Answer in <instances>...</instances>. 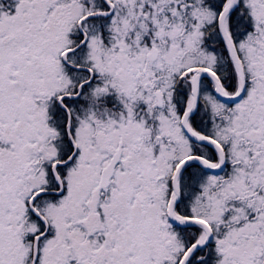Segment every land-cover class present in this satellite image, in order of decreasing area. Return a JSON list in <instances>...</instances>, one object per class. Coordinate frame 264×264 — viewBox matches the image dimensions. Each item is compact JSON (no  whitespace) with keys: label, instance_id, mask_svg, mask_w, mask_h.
I'll return each instance as SVG.
<instances>
[{"label":"snow or ice","instance_id":"1","mask_svg":"<svg viewBox=\"0 0 264 264\" xmlns=\"http://www.w3.org/2000/svg\"><path fill=\"white\" fill-rule=\"evenodd\" d=\"M0 264H264V0H0Z\"/></svg>","mask_w":264,"mask_h":264}]
</instances>
